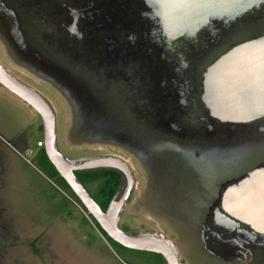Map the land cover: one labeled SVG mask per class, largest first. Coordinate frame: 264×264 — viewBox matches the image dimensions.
I'll return each mask as SVG.
<instances>
[{
  "label": "rangeland",
  "instance_id": "rangeland-1",
  "mask_svg": "<svg viewBox=\"0 0 264 264\" xmlns=\"http://www.w3.org/2000/svg\"><path fill=\"white\" fill-rule=\"evenodd\" d=\"M84 4L94 7H83L84 22L70 33L69 12ZM65 5L69 9L53 0H0V65L51 106L59 152L70 161H123L133 185L119 225L130 234L166 240L181 264H264L258 250L253 260L248 252L235 259L232 250L218 248L223 242L209 231L203 232V249L201 243V224L226 177L258 158L257 146L225 131L239 127L216 124L209 131L202 75L252 31L170 40L138 3L66 0ZM221 25L211 20L207 28ZM164 87L175 91L176 100L159 98L157 88ZM0 139L15 148L0 144V264H165L158 254L109 243L39 160V116L1 85ZM18 139L31 145L26 156ZM102 182L83 179L91 195ZM124 185L122 178L117 194Z\"/></svg>",
  "mask_w": 264,
  "mask_h": 264
},
{
  "label": "water",
  "instance_id": "water-1",
  "mask_svg": "<svg viewBox=\"0 0 264 264\" xmlns=\"http://www.w3.org/2000/svg\"><path fill=\"white\" fill-rule=\"evenodd\" d=\"M0 85L23 101L41 121L42 149L56 173L98 227L123 248L158 254L165 264H181L175 249L153 234H130L119 226V217L132 185L131 169L121 160L98 157L67 160L58 150L55 114L33 89L11 77L0 65ZM201 101L211 117L244 123L264 116V36L242 42L211 63L202 75ZM112 169L123 175L124 188L105 210L97 204L76 177V171ZM221 211H213V223L223 229L239 224L264 236V168L250 171L241 180L226 185L220 196Z\"/></svg>",
  "mask_w": 264,
  "mask_h": 264
},
{
  "label": "flooded vegetation",
  "instance_id": "flooded-vegetation-1",
  "mask_svg": "<svg viewBox=\"0 0 264 264\" xmlns=\"http://www.w3.org/2000/svg\"><path fill=\"white\" fill-rule=\"evenodd\" d=\"M55 5L59 6L60 9H69L68 5H65L66 0H53ZM131 2L138 3L141 9L147 12L146 17H148L151 22L154 24V20H159L162 24L163 35L165 38L170 40H196L198 38L206 37L207 34L228 36L229 30L235 31L239 29L243 30H251L250 38L246 41L262 37L264 36V0H129ZM78 5L76 9L70 10L69 15L72 19V26L69 28V32L74 33L75 27L79 22H84L81 19V13L84 8H93L94 5L90 6ZM3 6L5 3L3 1ZM84 7V8H83ZM144 12V11H142ZM55 13V12H54ZM214 22H222L220 26L222 29H209L207 28L210 21ZM219 28V27H218ZM233 28V29H232ZM76 38H80V33H75ZM203 35V36H202ZM242 43V42H240ZM239 43V44H240ZM229 50V49H228ZM227 50V51H228ZM225 51V52H227ZM223 52L222 54H224ZM221 54V55H222ZM211 62L213 63L218 57ZM208 67V66H207ZM206 67V68H207ZM159 98H163L167 100L168 98H176L172 97V93L175 92L170 87L157 88ZM202 89V86H201ZM202 94V93H201ZM177 95V94H176ZM180 96V95H178ZM178 99L179 108L182 105L181 98ZM201 99V97H200ZM181 104V105H180ZM204 114L203 121L207 123V116L209 119V125L211 124L212 129L209 131H213L217 125H231L239 127V129H232L231 131L225 130L229 135H232L237 138H242L244 141H248L250 144L257 146L256 152L258 154L257 160L253 161V163L246 168L238 171L236 173H232L228 177H226L225 185H229L235 183L256 168H264V116L253 119L244 123H230V122H222L213 117H211L208 113V110L205 108L204 104ZM180 116V115H178ZM183 116V115H182ZM185 116L183 119L187 120ZM203 123V124H204ZM225 129V128H224ZM223 129V130H224ZM217 131V130H216ZM186 132V128L183 131ZM0 144L4 145L8 150L15 151V148L6 142L3 139H0ZM18 145L24 147V155L26 156L29 152H31L30 143L27 141L21 142L18 139ZM256 154V155H257ZM221 192L218 194V197L212 203V206L207 210V218L204 223L202 222L201 227V243L203 249V232H208L211 234V237H215L218 241L223 242V244H219L218 248L221 249L223 247V251L229 252L232 250L234 254L237 256L235 259H243L245 258V253L248 252L252 259H254L257 251H262L264 254V236L253 232L248 226L239 224L233 229H223L217 227L213 223V211L218 209L222 212L220 207V196ZM215 227V228H214ZM219 238V239H218ZM223 245V246H222ZM229 245V246H227ZM229 247V248H228ZM181 263V261H180Z\"/></svg>",
  "mask_w": 264,
  "mask_h": 264
},
{
  "label": "trees",
  "instance_id": "trees-1",
  "mask_svg": "<svg viewBox=\"0 0 264 264\" xmlns=\"http://www.w3.org/2000/svg\"><path fill=\"white\" fill-rule=\"evenodd\" d=\"M39 148H41V150L38 151V158H39V160L41 162H43V163H47L48 164V166L52 169L53 173L58 178V180L61 182V184L63 185V187H65L66 190L68 191L69 196H71L81 206V204L74 197V195L69 190V188L67 187V185L65 184V182L56 173V171L53 169V167L51 166V164L48 162V160H47V158H46V156H45V154L43 152L42 147H39ZM75 175H76V177L80 180V182L83 185H84L83 179H100L101 178L103 180V182H102L99 190L97 191V193L95 195H91L94 198V200L97 202V204L101 207L102 210H105L106 209V207L108 206L110 200L112 199V197L115 195L116 191L118 190V187L120 185L121 179L124 178L122 174H120L118 171L112 170V169H98V170L76 171L75 172ZM84 187H85V185H84ZM96 226H97V228L100 230V232L104 235V237L109 241V243L112 246H114L116 248H123L120 245H118L115 242H113L112 240H110L104 234V232L98 227L97 224H96ZM120 228L123 231L127 232V229L125 227L120 226ZM124 249H126V248H124Z\"/></svg>",
  "mask_w": 264,
  "mask_h": 264
},
{
  "label": "built area",
  "instance_id": "built-area-1",
  "mask_svg": "<svg viewBox=\"0 0 264 264\" xmlns=\"http://www.w3.org/2000/svg\"><path fill=\"white\" fill-rule=\"evenodd\" d=\"M37 146H38V147H42V141H38V142H37Z\"/></svg>",
  "mask_w": 264,
  "mask_h": 264
},
{
  "label": "crops",
  "instance_id": "crops-1",
  "mask_svg": "<svg viewBox=\"0 0 264 264\" xmlns=\"http://www.w3.org/2000/svg\"><path fill=\"white\" fill-rule=\"evenodd\" d=\"M17 136H18V135H17ZM17 136H16V137H17ZM16 137H14V138H16ZM18 137H19V136H18Z\"/></svg>",
  "mask_w": 264,
  "mask_h": 264
}]
</instances>
